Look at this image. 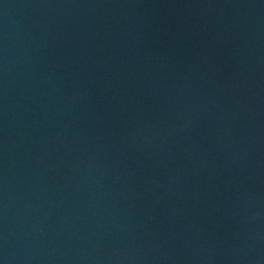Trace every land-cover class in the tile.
Returning <instances> with one entry per match:
<instances>
[{"label": "water", "instance_id": "1", "mask_svg": "<svg viewBox=\"0 0 264 264\" xmlns=\"http://www.w3.org/2000/svg\"><path fill=\"white\" fill-rule=\"evenodd\" d=\"M0 264H264V0H0Z\"/></svg>", "mask_w": 264, "mask_h": 264}]
</instances>
